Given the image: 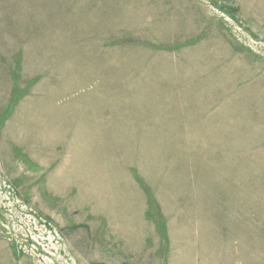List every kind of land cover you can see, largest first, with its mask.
<instances>
[{"label": "rangeland", "instance_id": "obj_1", "mask_svg": "<svg viewBox=\"0 0 264 264\" xmlns=\"http://www.w3.org/2000/svg\"><path fill=\"white\" fill-rule=\"evenodd\" d=\"M0 264H264V0H0Z\"/></svg>", "mask_w": 264, "mask_h": 264}]
</instances>
